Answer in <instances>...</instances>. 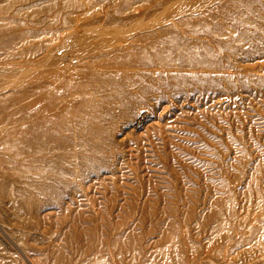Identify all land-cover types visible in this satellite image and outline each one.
<instances>
[{"label": "rangeland", "instance_id": "1", "mask_svg": "<svg viewBox=\"0 0 264 264\" xmlns=\"http://www.w3.org/2000/svg\"><path fill=\"white\" fill-rule=\"evenodd\" d=\"M0 132V264H264V0H0Z\"/></svg>", "mask_w": 264, "mask_h": 264}, {"label": "bare ground", "instance_id": "2", "mask_svg": "<svg viewBox=\"0 0 264 264\" xmlns=\"http://www.w3.org/2000/svg\"><path fill=\"white\" fill-rule=\"evenodd\" d=\"M108 30V29H107ZM106 30V31H107ZM112 31V30H111ZM124 31V30H123ZM105 32V31H104ZM122 32V30L120 31V34H122L121 33ZM96 33V32H95ZM103 33V32H102ZM119 34V33H118ZM69 35V34H68ZM117 35V34H116ZM124 35V34H123ZM72 36V35H71ZM49 59V58H48ZM46 61V60H45ZM10 64V63H9ZM34 69V68H33ZM27 71V70H26ZM33 72V71H32ZM31 72V73H32ZM35 72V71H34ZM28 73V72H27ZM18 76V75H17ZM17 77H15V79H16ZM10 79V78H9ZM13 79V78H12ZM8 80V79H7ZM14 80V79H13ZM9 81V80H8ZM11 81V80H10ZM12 82V81H11ZM10 82V83H11ZM16 82V81H15ZM7 87V86H6ZM20 116V115H19ZM14 118V117H13ZM29 130V129H28ZM24 131L23 130H20V129H14V130H12V131H7L5 134H6V136H8L9 134H17V135H19V134H21V136H25L24 134H22ZM1 133V132H0ZM31 138V137H30ZM24 139V138H23ZM24 140H26L27 142H28V140L27 139H24ZM4 142V141H3ZM15 141L13 142V141H11V140H9L8 138H7V144L8 145H10V148H9V150H10V152L13 150V148L14 149H17V148H15ZM18 143V142H17ZM17 146L19 145V144H16ZM21 145V144H20ZM29 145V144H28ZM14 151V152H13ZM12 152H13V154H16V155H20L21 154V150H19V151H17V152H15L16 150H13ZM22 155V154H21Z\"/></svg>", "mask_w": 264, "mask_h": 264}]
</instances>
